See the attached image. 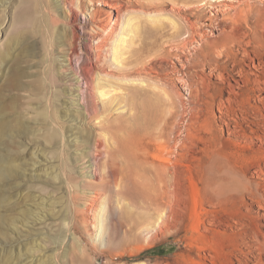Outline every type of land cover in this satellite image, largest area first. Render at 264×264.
<instances>
[{"label": "rangeland", "instance_id": "1", "mask_svg": "<svg viewBox=\"0 0 264 264\" xmlns=\"http://www.w3.org/2000/svg\"><path fill=\"white\" fill-rule=\"evenodd\" d=\"M7 1L0 0V16L9 12L6 8ZM46 2L52 6L50 15L57 22L56 29L62 30L68 20L69 25L74 27L75 71L85 73L94 70L95 73L99 72V76L103 75L101 78L106 80L111 78L112 82L110 80V84L108 83L104 89L109 96L107 99L118 97V94H122V90L132 91L137 86L129 84V87L127 83L123 85L119 82L120 87L123 85V88L118 92L119 89L115 88L118 83L112 77L143 80L145 84L153 86L147 92L150 94L154 92L152 97L156 103L154 120L148 118L145 120L139 106L131 100L119 104L120 101L116 99L113 104L116 106L114 108L112 106L111 110L107 104H104L107 99H101L96 95L97 97L92 100V97L88 96L90 92L86 89L85 79L77 80L69 74V71L64 73L65 76L70 77L69 79H75L81 89L76 92L77 95L72 96L73 98L70 97L72 111L75 113L68 112L69 97L62 100L64 97L60 95L59 102L55 105L59 113L58 127L64 134L63 157L67 168L72 171L70 177L73 184L78 188L83 187L87 185L83 180L88 177L91 179L89 183H95L92 182L93 180L100 182L105 176L104 164L109 165L110 171L118 181L117 185L122 184L120 178L125 172V162L114 142L116 141L114 135L119 138L122 135L121 128L110 132L106 130L104 123L128 120L133 134L137 135L139 140L142 139L141 145L137 146V155L142 163L140 173L149 177V162L165 164V167L170 169L169 174L174 176L173 182L177 184V188H175V196L171 199L172 203L164 200L160 203V208L150 206L142 199H137L135 206L126 199L121 200L118 206L124 217L120 227V238L110 245L108 242L101 244L97 241V236L96 238L94 236L97 235L95 233L97 213L107 212L106 208L103 212L106 205L104 203L107 201L102 198L96 200L93 210L86 213L81 200L76 199V196L80 197L79 192L75 195L74 203L68 205L66 189L57 183L46 181L44 177L48 168L58 167L60 149H50L52 144L47 147L40 142H34L33 145L39 147L38 152H46L44 154L48 159L33 161L29 154V142H26L22 134L0 136V157L17 159L23 156L20 151L24 150L23 162L26 164L24 168L14 171L12 177L0 180V198L7 199V205L1 210L5 222L0 223V264L4 262L6 251H11L13 255L17 252L25 260L42 258L40 260L43 264H211L209 253L202 251V249L206 250L205 246L209 244L221 252L222 264H237V260L242 259L240 250L250 255L245 245L251 244L252 241L245 239L235 228L216 230L211 223L214 221L215 213H219L220 216L221 213H227L231 217L243 213L255 218V213L247 210L253 202L246 196L241 200H234L232 194L229 195V200L218 208L207 199L210 192L205 188L203 190V184L211 177L208 168L217 164L224 169H235L244 173L247 180L260 182V179L253 176V164L249 163L248 159L255 154L259 155L260 151H264V147L258 148V140L246 125L254 122L251 118L253 113L249 110L250 105L264 109V105L255 100L256 96H262L263 93L256 90L249 92L245 106L248 113L245 114L235 112L234 104L223 99L220 102L216 99L213 106L209 107L205 102L206 96L202 95V82L199 78L202 77V69L204 74L208 75L207 59L216 60L213 54L209 57H204V54L214 43L220 41L221 29L228 23V19L242 9L250 18L255 14L264 13V0H94L90 9L97 11V16L101 19L110 21V29H107L105 35L99 36L104 39L105 44L101 58L98 60L95 59L94 48L99 41L90 38L82 28L88 16L75 11V19L70 21L71 12L54 9L52 0ZM1 22L0 20V24ZM210 23H213V26ZM248 23H251V19ZM69 28H66L68 35H63V41L72 35ZM108 33H113L111 38ZM119 37L126 42L124 43L126 48H123L122 55L119 53L117 57L114 47ZM9 42L6 37L4 44ZM119 43L123 45L121 41ZM63 44V42L57 45L54 43V49L61 51L67 48L66 42ZM42 51V44L37 40L31 44L28 52H25L21 46H15L9 52L0 70V119L14 124V117L20 112L14 108L15 98L22 95L25 92L22 89L36 79L41 69ZM55 54L59 56L60 52L56 51ZM104 75H108V78ZM207 77L210 79V91L216 96L226 97V89L225 93L220 94L215 91L220 84L219 81ZM71 80L66 83L72 84ZM189 84L196 87H193V94L187 91L186 85ZM64 85L60 84L59 90H65L69 86L64 87ZM70 88L75 89L74 86ZM144 88L143 90L146 89ZM143 90L140 88L139 100L145 95ZM75 98L78 100H74ZM94 102L101 107V111H93ZM103 106L108 111L103 110ZM91 107L93 109H90ZM117 108L118 110L115 111L114 109ZM144 110H148L146 111L148 115L150 111L152 115L151 109ZM237 116L245 117V122L241 124L245 134L240 132L239 136H232L228 134V127L235 124L231 119ZM162 130L169 133L167 136L172 146L175 140L178 141V149L171 151L159 144V139L155 143L149 138V134H153L152 138H154ZM25 133L30 134L26 131ZM18 142H23L24 147ZM147 150L149 153H146ZM109 154L112 160L114 157L113 161ZM183 154L186 155L185 158L181 157ZM85 159L92 165L86 162L83 169H90L93 175L90 174L91 172L81 174V166H83L81 161ZM261 194L264 195V191H261ZM47 200L53 202L52 212L47 211L49 208L45 203ZM40 206H44L46 212L40 213ZM101 206L104 207L101 209ZM159 213L162 214L164 226L161 224V229L155 228L153 231ZM74 214L80 226L78 245L70 243L67 238L65 240V233L61 229L64 220H70ZM47 215L48 217H45ZM37 216L40 217L39 220L45 218L48 219L47 222H57L59 229L53 233L47 232L46 229L41 231L36 224ZM13 221L18 226L17 231L11 229ZM132 222L135 225L131 226V232L125 234V226ZM202 223L212 232L209 234L203 232ZM256 231L264 236L263 229ZM58 235L61 240L64 238L59 243L55 240ZM41 237L47 239L46 248L36 245L42 242ZM28 248L31 250L38 248L40 252L30 256L27 255ZM253 263L259 264L256 260ZM262 263L264 264V258ZM30 264H40V262L35 261ZM247 264L252 263L247 262Z\"/></svg>", "mask_w": 264, "mask_h": 264}, {"label": "bare ground", "instance_id": "2", "mask_svg": "<svg viewBox=\"0 0 264 264\" xmlns=\"http://www.w3.org/2000/svg\"><path fill=\"white\" fill-rule=\"evenodd\" d=\"M48 3L46 0H8L6 8L9 9V12L8 14H4V16H0V20L2 21L0 24V70L9 56V52L15 46H21L25 52H28L31 44L38 40L42 44L43 49L40 59L41 69L36 79L32 80L29 85L22 89V91H25L22 93V95H20L18 98H15L14 108L20 110V112H17L19 113L17 116L15 115L14 124L8 122L7 120L5 121L0 119V136L22 134L26 142H29V154L32 156L33 161L48 159L46 154H44L46 152H38L39 147L33 145L34 142H40L43 146L47 147H50L52 144L50 149H60V154L58 155V167L55 169L51 167L50 169L48 168L46 172L44 171V177L47 179L46 181L57 183L59 186H63L66 189L68 195V205L74 203L75 195L77 192H79L78 194H80V197L76 196V199H79V201L81 200V204L85 207L83 210L86 211V213L93 210L96 200L102 198L104 201H107V203H104L106 204L105 207L101 206V209L104 207L103 212L105 208L107 209V212L97 213V230L95 231L97 235L94 236L95 238L97 236V241H100L101 244L108 242L110 245L120 238V227L123 224L122 219L124 217L120 207L118 206L121 200L126 199L129 201V203L135 206L137 199H142L143 202L149 204L150 206L153 205L156 208H160V203L164 200H166L168 203L171 202L172 197L175 196V188H177V184L173 182L174 176L169 174L170 169L165 167V164L162 163L159 165L155 162H149V177H146L144 174L140 173V167L142 163L140 157L137 155V146L141 145L142 139L139 140L137 135L133 134V130H131L129 126L130 123L127 122L128 120H114L104 123V127H106V130H109L110 132H113L117 128H121L122 135L120 138L117 135H114L116 136V141L114 142L117 145L116 147H118L120 152L119 154H121L120 156L123 157L125 162V172L120 178V181H123L122 184L120 186L117 185L118 181L114 178V175L110 171L111 169L108 164L103 165L105 168V176L100 179V182L93 180L92 182L95 183H89L91 182V179L88 177L87 179L83 180L84 183L87 182V185L83 184V187L80 186V188H78L73 184V181L70 177L72 171L67 168V163L63 157L64 134L58 127L57 119H59V113L56 109L57 106L55 107V105L57 102H59L60 95L64 97L62 100H66V98L69 97V99H67V101L69 100V106L67 107H70L68 108V112L75 113V111H72V96L75 95L80 89V87L77 85L78 82L74 81L76 78L77 80H86V89L90 92L88 96L90 95L92 100L97 97L96 95L105 100L107 99L108 95L104 89L108 86V83L110 84L111 78H108V75H104L105 78H108V80L101 78L103 75L99 76V72L96 71L97 73H95L94 70H90L85 73L82 71H75L73 65V58L76 57V35L74 36V27L69 25L68 20V23L62 30L56 29L57 22L50 15L52 6H50ZM51 3H53V8L56 10L63 9L68 13L71 12L70 21L71 19H75V11L81 15L88 16V19L84 20L85 25L82 27L84 29L83 32L87 33L93 40L99 41L97 42L98 44L95 46L94 50L96 52L95 59H100L105 43L104 39H101V37L99 38V36L105 35L104 33L107 32V29H110V21L108 19H101L97 16V11H94L93 8L92 10L90 9V7H92L94 4V0H52ZM86 4H88L87 7ZM88 7L91 11H89ZM68 8L69 10H67ZM249 19H251V23H248ZM212 24L210 23L211 26H213ZM176 27L180 28L178 25H176ZM66 28L71 30L72 33H70L72 35L69 39H64L63 41V35L66 36L67 34ZM221 32L222 35L220 37V41L214 43L209 51H204L206 52L204 57H209L210 54H213L216 57V60L212 61L208 58L212 62L211 63L207 59V62L209 63L208 75H205L204 69H202V77L199 78L202 82V95L206 96L205 102L207 105H209V107L213 106L216 99L219 102L223 99L228 103L234 104L236 107L235 112L239 111L245 114V112L248 113V110L245 109V106L249 92L255 90L262 92L263 95L256 96L255 100L259 104L264 105V13L255 14L250 18L249 15L242 9L238 14L234 15L231 19H228V23H226L224 28L221 29ZM113 33H108L110 34L109 38H111ZM6 37H8L10 42L9 44L5 45L4 41ZM106 40L107 39H105V42ZM119 41H121L123 45H121ZM62 42L64 44L66 42L67 48L62 49L61 51L55 50L54 43L57 45V43ZM124 43L126 42L124 40L122 41L120 37L117 38L115 43L116 45L114 47L117 57L119 53L122 55L123 48H126ZM3 45H5V47L2 50ZM56 51L60 52L59 56H56ZM59 57H61L60 60ZM221 59H223L222 62ZM67 71L70 72L69 74H71L72 77H75L74 80H71L69 79L70 77L68 78L64 75V73ZM31 73L33 72L31 71ZM207 76L219 81L220 84L217 85L215 91L220 94L225 93L226 89V97L223 98L222 96H216L210 91V79H208ZM112 79H115L118 83V86L115 87L119 89L118 92L122 90L121 88H123V85L126 83L128 86L129 84H135L137 86H135L132 91L129 90L125 92L122 90V94H118V97L116 96L112 99L108 98V102H106V100L104 104H107L111 109L113 104L116 102V99L120 101L119 104L122 102L126 103L127 101L129 102L131 100L136 106H139L145 120L146 118L154 120L153 114L155 109L154 106L156 104L154 102V98L152 97L154 96V92L151 94L147 92L148 89L153 87L152 85L148 83H146L148 84L146 85L145 81L143 80H128L121 79V77L119 79L112 77ZM69 80H71L73 83L67 84L66 82ZM119 82L121 84L124 83L121 85L122 87H120ZM60 84L69 86L67 87L64 85V87L67 88H65V90H59L58 87ZM72 86H74L75 89H71L70 87ZM186 86L187 91L190 94H193V87L195 86L192 84ZM143 87L146 89L144 88L145 90H143ZM26 88H28V90ZM140 88H142L144 91L143 93L145 94L141 100H139ZM76 99L78 100V98H75L74 100ZM33 104L35 106H33ZM107 105L104 106L109 109ZM104 106L103 110H105ZM115 106H113V108ZM92 107L90 109H93ZM145 108L151 109L152 115L150 111L148 115L146 113L148 110H144ZM100 109L101 107L95 103L93 111L98 112V110L101 111ZM114 110L116 111L118 108ZM249 110L253 113L251 118L254 120V122L246 126L250 129V133L253 134L258 140V148H263L264 109L262 110L261 107L250 105ZM231 120L235 122L233 126H229V124L225 122V124L229 126L228 134H232V136H239L240 132L245 134V131L241 129V124L245 122V117L237 116ZM236 130L239 132H236ZM25 131L29 132L30 134L25 133ZM168 134L169 133L166 130H162L158 136H154V138H152L153 134H149V138L155 143H157V139H159L158 143L171 151L173 149H178V141L174 139V145L172 146L170 139L167 136ZM18 144L21 147H24L23 142H18ZM20 153L23 156L17 159L10 157H0V180L3 178L12 177V173L14 171L25 167L26 164L23 162L25 158V151L21 150ZM146 153H149V150H147ZM185 156L186 155L184 154L181 155L182 158H185ZM109 157L112 160L111 154H109ZM82 162L83 166H81V174H84L85 172L89 174L88 172H91L90 174L93 175L94 173L90 171V169H83L85 168L86 162L89 163L88 165H92V163L88 162L87 159L81 161V164ZM248 162L253 164V176L256 179H260V182H255L250 179L247 180L244 173L238 172L235 169H224L222 166H219L216 163L217 165H212L210 166L211 168L209 167L207 170L209 171L208 173H210L211 177L203 184V190L205 188L210 192V196H208L207 199L218 208H221V204H225L229 200V195L232 194H234V200H241L244 196H246L251 202H253L247 207V210H252L255 213V218L249 214L243 213H239V215L232 217L227 213H221V216L219 213H215L214 221L211 223V225L216 230L217 228H227L231 230L235 228L240 232V235L245 237V239L252 241L251 244L245 245V248L250 253V255L240 250L239 252L242 254V259H238L237 264H247V262L254 264L253 262L255 260L257 263L263 264L262 259L264 258V236L256 230H264V195L261 194V191H264V151H260L259 155L255 154L251 156L248 159ZM43 201L44 200L42 199V203H44ZM45 203L49 205L47 211L49 210L52 212V207H54L53 202L51 200H47ZM4 205H7V199L1 197L0 223L5 222L3 217L4 215L1 214V210L3 209ZM39 210L40 213L42 211L46 212L44 206H40ZM220 210L225 212L223 209ZM160 213L157 217V222H155V224L153 223V231L155 228L161 229V227L164 226L163 217ZM72 216L73 217L70 218V220H64L61 229L65 233V240L67 238L70 243L78 245L80 226L77 223L76 214ZM37 217L38 219L36 224L41 231L46 229L47 232L53 233L59 229L57 222L50 223L47 222L48 219L43 218V220H39L40 217ZM45 217H48V215ZM21 222L23 223V219H21ZM134 225V222L126 225L124 233H130L132 230L131 226ZM11 229L12 231L18 230V226L16 225L15 221L11 223ZM202 231L207 232L208 234L212 232V230H209L205 225H203V223ZM41 240L42 242L36 245L41 248H46L47 239H43L41 237L40 241ZM55 240L59 243L63 241L64 238L61 240V237L58 235L55 237ZM31 245L33 246V243H31ZM205 248L206 250L202 249V251H207L209 253L212 261L211 264H222V255L219 250L210 246V244L205 246ZM252 250L255 252L251 253ZM27 251V255L32 256L39 253L40 249L32 248L31 250L28 248ZM4 257L5 259L2 264H27L26 262L28 261L30 263L38 261L40 264H43L41 263L42 258H40L41 260L39 258L38 260L33 258L31 260H25V258L22 259L21 255L17 252H15L13 255L11 251H6L4 252Z\"/></svg>", "mask_w": 264, "mask_h": 264}]
</instances>
